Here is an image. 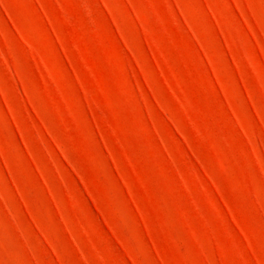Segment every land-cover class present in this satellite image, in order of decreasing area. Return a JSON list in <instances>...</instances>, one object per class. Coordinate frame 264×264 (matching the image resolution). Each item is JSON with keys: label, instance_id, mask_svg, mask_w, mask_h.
Wrapping results in <instances>:
<instances>
[{"label": "rangeland", "instance_id": "rangeland-1", "mask_svg": "<svg viewBox=\"0 0 264 264\" xmlns=\"http://www.w3.org/2000/svg\"><path fill=\"white\" fill-rule=\"evenodd\" d=\"M0 264H264V0H0Z\"/></svg>", "mask_w": 264, "mask_h": 264}]
</instances>
